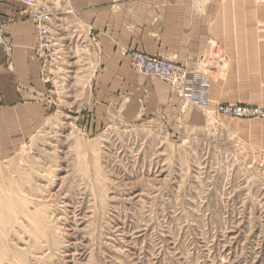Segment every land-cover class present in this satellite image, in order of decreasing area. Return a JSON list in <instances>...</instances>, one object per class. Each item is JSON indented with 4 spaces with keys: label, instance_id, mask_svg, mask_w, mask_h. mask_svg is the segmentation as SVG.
Here are the masks:
<instances>
[{
    "label": "rangeland",
    "instance_id": "obj_1",
    "mask_svg": "<svg viewBox=\"0 0 264 264\" xmlns=\"http://www.w3.org/2000/svg\"><path fill=\"white\" fill-rule=\"evenodd\" d=\"M36 1L53 46L0 109V264H264V0H221L204 62L177 65L190 99L136 51L129 87L98 88L90 0Z\"/></svg>",
    "mask_w": 264,
    "mask_h": 264
},
{
    "label": "crops",
    "instance_id": "obj_2",
    "mask_svg": "<svg viewBox=\"0 0 264 264\" xmlns=\"http://www.w3.org/2000/svg\"><path fill=\"white\" fill-rule=\"evenodd\" d=\"M221 0H90L75 4L78 23L101 51L97 87L110 93L129 87L125 51L198 69L210 51ZM19 4L0 3V27L11 46H0V109L9 111L34 98L39 64L34 57L36 28Z\"/></svg>",
    "mask_w": 264,
    "mask_h": 264
},
{
    "label": "built area",
    "instance_id": "obj_3",
    "mask_svg": "<svg viewBox=\"0 0 264 264\" xmlns=\"http://www.w3.org/2000/svg\"><path fill=\"white\" fill-rule=\"evenodd\" d=\"M27 10V20L34 24L37 35L36 56L43 62L44 67L48 65L53 46V37L50 34L46 22L50 14L37 4L36 0H19ZM4 46L7 58H10L11 46L6 41L3 29L0 27V46ZM131 67L139 74L149 76L169 83L179 94L191 98V94L186 91V72L171 62L163 59L150 57L140 53L129 54ZM186 87V88H185ZM227 115L234 118L249 117L255 112L242 108H230Z\"/></svg>",
    "mask_w": 264,
    "mask_h": 264
},
{
    "label": "bare ground",
    "instance_id": "obj_4",
    "mask_svg": "<svg viewBox=\"0 0 264 264\" xmlns=\"http://www.w3.org/2000/svg\"><path fill=\"white\" fill-rule=\"evenodd\" d=\"M37 2V1H36ZM38 4V3H37ZM40 8H42V7H40ZM44 9V8H43ZM45 10V9H44ZM48 12V11H47ZM51 20V15H50V17H49V19H48V21L46 22V24L45 25H47V27H48V30H49V32H50V29H49V26H48V23H49V21ZM34 25V24H33ZM37 34V33H36ZM50 34H51V32H50ZM164 61H166V60H164ZM168 62V61H167Z\"/></svg>",
    "mask_w": 264,
    "mask_h": 264
}]
</instances>
